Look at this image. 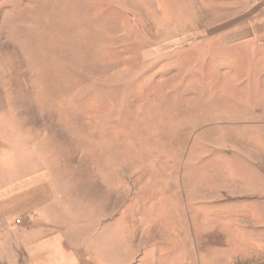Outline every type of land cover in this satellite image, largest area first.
I'll use <instances>...</instances> for the list:
<instances>
[{
  "label": "rangeland",
  "instance_id": "obj_1",
  "mask_svg": "<svg viewBox=\"0 0 264 264\" xmlns=\"http://www.w3.org/2000/svg\"><path fill=\"white\" fill-rule=\"evenodd\" d=\"M250 1L0 0L5 167L35 137L42 165L121 170L150 264H264L260 204L218 203L264 186V36L230 29ZM71 178L111 210L118 188Z\"/></svg>",
  "mask_w": 264,
  "mask_h": 264
},
{
  "label": "crops",
  "instance_id": "obj_2",
  "mask_svg": "<svg viewBox=\"0 0 264 264\" xmlns=\"http://www.w3.org/2000/svg\"><path fill=\"white\" fill-rule=\"evenodd\" d=\"M255 5L252 11L246 8L247 25L244 23L240 28L231 25L230 29L239 33V37L264 36V5L259 8ZM2 129L0 122V264H150L147 228L140 227L142 220L134 211L131 196L136 189L133 182L131 186L130 177L117 170L124 178L122 182L116 181L117 185L114 179L104 180L118 175L111 172L107 176L98 170L74 175L42 165L40 162L51 160V156L46 158L37 149L35 137L31 142H20L26 155H19V160L24 164L19 163L17 169L7 168L4 159L11 155L4 153ZM240 144L243 151L244 144ZM248 144L245 155L250 152L257 157L263 155L261 149L252 147L259 145V140ZM246 158L253 166H260L257 160ZM257 170L258 176H264V167ZM73 176L93 177L97 185L118 188L113 193L111 210L106 212L103 194L76 185ZM234 192L224 193L226 198L218 203L225 206L257 202L264 219V186ZM247 223L254 230L264 228V222L258 226L251 220Z\"/></svg>",
  "mask_w": 264,
  "mask_h": 264
}]
</instances>
